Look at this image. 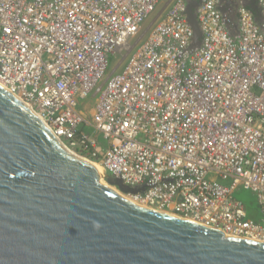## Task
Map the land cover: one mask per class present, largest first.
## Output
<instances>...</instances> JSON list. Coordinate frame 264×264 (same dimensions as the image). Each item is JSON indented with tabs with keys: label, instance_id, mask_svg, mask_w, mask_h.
<instances>
[{
	"label": "built area",
	"instance_id": "obj_1",
	"mask_svg": "<svg viewBox=\"0 0 264 264\" xmlns=\"http://www.w3.org/2000/svg\"><path fill=\"white\" fill-rule=\"evenodd\" d=\"M162 2L0 0V87L68 151L138 190L130 202L264 243V0L259 19L204 0L196 49L188 0L137 42ZM239 188L257 196L259 221Z\"/></svg>",
	"mask_w": 264,
	"mask_h": 264
},
{
	"label": "water",
	"instance_id": "obj_2",
	"mask_svg": "<svg viewBox=\"0 0 264 264\" xmlns=\"http://www.w3.org/2000/svg\"><path fill=\"white\" fill-rule=\"evenodd\" d=\"M198 7L188 0L193 48L202 43ZM104 178L124 195L138 193ZM0 264H264V243L123 199L0 87Z\"/></svg>",
	"mask_w": 264,
	"mask_h": 264
},
{
	"label": "rangeland",
	"instance_id": "obj_3",
	"mask_svg": "<svg viewBox=\"0 0 264 264\" xmlns=\"http://www.w3.org/2000/svg\"><path fill=\"white\" fill-rule=\"evenodd\" d=\"M173 1L174 0H163V2L158 6L156 11L152 14V16L146 21L145 25L143 26V30H142L143 36L137 39L138 43H141L145 40L149 31L165 16L167 11L171 7ZM118 57H120L119 54L117 56L108 55L109 72L105 80H107L114 72L118 71L121 65L123 64V59L121 58L117 59ZM95 101H96L95 98L90 97L87 100L80 103V108L83 109V111H85L88 118H90L92 114V110L95 106ZM100 142L103 143L102 140H100ZM233 196L237 201L242 202L246 206L247 211L249 210L250 212L257 213L258 215L257 220L260 219L257 196L252 191L239 188L237 191H235Z\"/></svg>",
	"mask_w": 264,
	"mask_h": 264
},
{
	"label": "bare ground",
	"instance_id": "obj_4",
	"mask_svg": "<svg viewBox=\"0 0 264 264\" xmlns=\"http://www.w3.org/2000/svg\"><path fill=\"white\" fill-rule=\"evenodd\" d=\"M30 111H32L33 109L31 108V107H29L28 105H25ZM33 112V111H32ZM34 113V112H33ZM35 114V113H34ZM63 148L65 149V150H67L64 146H63ZM68 151V150H67ZM70 154H72V155H74V156H76L75 154H73V153H71L70 151H68ZM77 157V156H76ZM79 158V157H78ZM94 166H95V168L97 169V171H98V173H99V176H100V183L103 185V186H105V187H107V188H109V189H111V190H113L114 192H116L120 197H122L123 199H125V200H127V201H129L128 199L129 198H127V197H125L123 194H121L118 190H116L115 188H112V187H110L106 182H105V178H104V175H105V173H104V171H103V169H102V167L100 166V165H98V164H93Z\"/></svg>",
	"mask_w": 264,
	"mask_h": 264
},
{
	"label": "crops",
	"instance_id": "obj_5",
	"mask_svg": "<svg viewBox=\"0 0 264 264\" xmlns=\"http://www.w3.org/2000/svg\"><path fill=\"white\" fill-rule=\"evenodd\" d=\"M257 1L258 0H256V2H253V7H251V6H246V7H248L250 10H252L255 13L256 17L259 19L261 17V11L259 9ZM233 2H234V0L225 1L226 8H227V6H229V7H231L233 9L234 8L233 7ZM246 4H252V3L248 2ZM187 9H188V7H187ZM196 14H197V12H196ZM233 32H234V34H237V29L236 30L234 29ZM194 36H195V34H194Z\"/></svg>",
	"mask_w": 264,
	"mask_h": 264
},
{
	"label": "flooded vegetation",
	"instance_id": "obj_6",
	"mask_svg": "<svg viewBox=\"0 0 264 264\" xmlns=\"http://www.w3.org/2000/svg\"><path fill=\"white\" fill-rule=\"evenodd\" d=\"M198 5H201V3L204 1V0H194ZM248 2H251L252 4H246ZM253 2H256V0H234L233 2V7H234V10H236V8L240 7L241 5H247V6H251L253 7ZM219 4L220 3V0H219ZM225 4V3H224ZM245 5V6H246ZM226 5H224L225 7ZM228 7V6H227Z\"/></svg>",
	"mask_w": 264,
	"mask_h": 264
},
{
	"label": "trees",
	"instance_id": "obj_7",
	"mask_svg": "<svg viewBox=\"0 0 264 264\" xmlns=\"http://www.w3.org/2000/svg\"><path fill=\"white\" fill-rule=\"evenodd\" d=\"M249 211V210H248ZM249 217L251 218V219H253V220H255V221H259V220H257L258 219V215H257V213H253V212H250L249 211Z\"/></svg>",
	"mask_w": 264,
	"mask_h": 264
},
{
	"label": "clouds",
	"instance_id": "obj_8",
	"mask_svg": "<svg viewBox=\"0 0 264 264\" xmlns=\"http://www.w3.org/2000/svg\"><path fill=\"white\" fill-rule=\"evenodd\" d=\"M244 6V5H243ZM246 7V6H245ZM248 8V7H247Z\"/></svg>",
	"mask_w": 264,
	"mask_h": 264
}]
</instances>
